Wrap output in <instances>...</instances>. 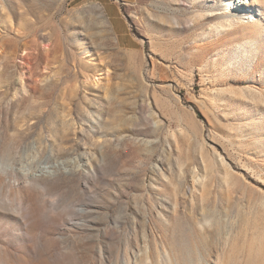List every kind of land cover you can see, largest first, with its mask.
<instances>
[{
    "label": "rangeland",
    "instance_id": "1",
    "mask_svg": "<svg viewBox=\"0 0 264 264\" xmlns=\"http://www.w3.org/2000/svg\"><path fill=\"white\" fill-rule=\"evenodd\" d=\"M236 1L0 0V264H264V0Z\"/></svg>",
    "mask_w": 264,
    "mask_h": 264
},
{
    "label": "bare ground",
    "instance_id": "2",
    "mask_svg": "<svg viewBox=\"0 0 264 264\" xmlns=\"http://www.w3.org/2000/svg\"><path fill=\"white\" fill-rule=\"evenodd\" d=\"M235 8L236 9H241V10H246L245 8L247 9H250L252 10L255 6L256 7H259V1L258 0H237L235 3ZM253 14V12H251ZM251 14V15H252ZM247 26H250L249 24H246ZM228 27V26H226Z\"/></svg>",
    "mask_w": 264,
    "mask_h": 264
}]
</instances>
